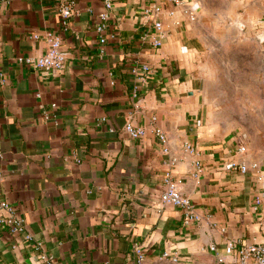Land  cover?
Instances as JSON below:
<instances>
[{
    "label": "crops",
    "instance_id": "0c3cea01",
    "mask_svg": "<svg viewBox=\"0 0 264 264\" xmlns=\"http://www.w3.org/2000/svg\"><path fill=\"white\" fill-rule=\"evenodd\" d=\"M74 1L64 28L58 0H0V197L34 236L28 243L0 228V264H45L35 242L55 264H137L134 243L145 246V264H238L225 246L264 241V182L223 166L257 162L264 175V161L238 152L246 146L223 135L201 91V27L222 0H183L194 21L161 0L167 35L160 48L147 42L154 33L142 16L147 0L113 1L104 44L96 32L104 0ZM227 3L234 12L246 7L244 26L264 18L261 0ZM48 32L69 53L61 73L26 62L46 53ZM145 64L153 74L141 85ZM130 121L146 128L143 139L124 131ZM155 128L166 134L168 153ZM170 170L185 178L182 191L201 221L186 226L179 208L160 204Z\"/></svg>",
    "mask_w": 264,
    "mask_h": 264
},
{
    "label": "rangeland",
    "instance_id": "374dc122",
    "mask_svg": "<svg viewBox=\"0 0 264 264\" xmlns=\"http://www.w3.org/2000/svg\"><path fill=\"white\" fill-rule=\"evenodd\" d=\"M227 2L211 6L201 27L207 50L200 87L223 135L264 161V18L244 26L246 7L234 12Z\"/></svg>",
    "mask_w": 264,
    "mask_h": 264
},
{
    "label": "built area",
    "instance_id": "2783aa9c",
    "mask_svg": "<svg viewBox=\"0 0 264 264\" xmlns=\"http://www.w3.org/2000/svg\"><path fill=\"white\" fill-rule=\"evenodd\" d=\"M114 0H104V10L98 15L99 23L96 26V32L100 35V43H106L105 33L108 28V22L111 19L113 11ZM148 6L143 10L142 16L145 20L151 23L154 29V33L149 36L147 42L154 48H160L162 41L167 35V31L161 19L163 13V7L160 5L161 0H147ZM175 6H180L183 11L188 15L191 21L196 19L195 15L189 11L186 7V2L183 0H168ZM58 12L61 18V24L64 28L69 25V20L76 14V3L74 0H58ZM174 12L171 11L170 15ZM48 48L46 53L37 59H28L26 62L32 64L36 69L43 72L61 73L66 68V63L69 57V53L64 49L62 38L54 32H48L46 35ZM38 38L37 35L34 36ZM153 74L152 68L145 64L138 70L137 81L141 85L146 84L149 77ZM138 87V86H137ZM138 89V88H137ZM56 107L55 104L52 105ZM45 119H50L48 114H45ZM124 131L133 140L143 139L146 136L147 130L145 127L136 126L132 121L127 122L124 126ZM155 134L160 139L161 143L165 146L164 151L168 153L167 144L168 138L166 134L160 129H154ZM186 150L194 153V148L190 145L186 146ZM238 152L240 154H247V148L241 147ZM3 154L0 153V158ZM175 160L172 161V164ZM203 169L200 161L196 162V176ZM223 170L227 172H240L242 174H248L253 172L257 182H264V175L261 173L260 164L253 162L251 164L244 161L229 160L225 162ZM162 184L164 187L163 192L160 195V204L162 206H172L179 208L183 215V224L188 226L194 222L201 221V216L197 213L191 198L185 195L182 191L185 184V178L174 171L170 170L162 178ZM263 204L261 197H256L254 201V210L258 211ZM0 228L7 229L11 234L22 237L26 242L34 241V236L28 231L27 224L24 218H22L13 206H11L6 200L0 197ZM35 250L38 252V257L45 264H55L54 258L48 256L42 250V243L35 242ZM212 252L217 251V247L211 246ZM133 253L136 257L137 264H145L146 262V250L145 246L141 243L133 244ZM225 256H236L238 264H264V241L259 243H253L250 245H244L238 241H228L225 246ZM163 258L170 259L173 263H178L179 258L174 254L170 255L165 253ZM220 263L224 262L223 258L219 259Z\"/></svg>",
    "mask_w": 264,
    "mask_h": 264
}]
</instances>
